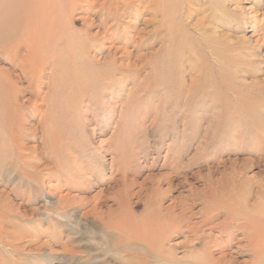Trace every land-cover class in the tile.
I'll return each mask as SVG.
<instances>
[{"label":"rangeland","instance_id":"obj_1","mask_svg":"<svg viewBox=\"0 0 264 264\" xmlns=\"http://www.w3.org/2000/svg\"><path fill=\"white\" fill-rule=\"evenodd\" d=\"M124 1L127 8L120 3L107 22L99 5L86 10L85 1L71 15L99 60L98 74L114 67L123 73L111 86L59 87L49 106L45 99L56 89L47 72L39 90L19 84L26 108L15 130L25 160L5 130L0 264H100L107 253L110 264H160L128 234L144 232L159 213L181 211L180 224L162 219L168 231L154 236L173 264H189L203 258V243L219 234L209 227L224 219L208 222L207 206L248 190L250 202L264 198V0ZM59 25L60 44L76 46L75 31L62 34L65 16ZM106 56L114 66L102 64ZM32 157L39 168L26 162ZM245 243L226 250L235 264L253 263Z\"/></svg>","mask_w":264,"mask_h":264},{"label":"bare ground","instance_id":"obj_2","mask_svg":"<svg viewBox=\"0 0 264 264\" xmlns=\"http://www.w3.org/2000/svg\"><path fill=\"white\" fill-rule=\"evenodd\" d=\"M81 1H85L87 3L86 10L99 5L100 9L106 15L105 22L115 17V13L119 12L120 3L123 4V8L125 9L128 5L127 1L124 0H0V141L2 145H4L5 139L2 138V133H4L5 130L9 131L11 134L7 133L11 135V143L14 147V153L16 152L15 155L20 159L25 160V157L22 151H20L21 147L18 145V140L20 139H18L17 133L19 132H16L17 130H15V126L18 124V121L21 118L20 116L26 108L25 104L19 101V96L22 93L19 85L20 83L27 81L26 88L28 90L32 91L35 88L39 90V87L41 86L40 82L42 74L47 72L49 74V88L52 87V89H59V87H61V89L64 90L66 88L69 89L74 87V89L82 88L83 90H91L97 85H103L105 87L111 86V78L115 79V75L117 76L118 73L123 74L122 72H117L116 70L118 68L116 67H114L111 71H100L101 74H98L99 71L96 69L94 64L99 60L96 59L97 57L95 55H91L92 46H86L83 41L85 38L84 34L81 33L82 31L74 30V24L71 22V15L74 13L77 3ZM168 1L169 0H167V3ZM158 9H162L160 5L155 6L154 10L159 11ZM64 16L66 17V25L62 28V34L66 33L65 35L68 36V33L71 34L75 31L80 39L78 42L79 44L76 42L77 45L74 47L70 46L67 48V45H65L67 44L66 42L64 44H60L61 39L58 38L57 31L55 30L54 32V28L60 26L59 24ZM69 22L71 23L69 24ZM171 31L173 36L174 31L172 28ZM173 42L175 41H171V43ZM110 58L111 57L106 56L105 62L102 64L108 63L109 66H114V60L111 61ZM218 59H220L219 56ZM3 61H7V63L9 62L11 66H1V62ZM55 74L61 75L67 80L61 82V80L55 79ZM117 79L119 82L125 81L124 75ZM207 80V83H212V80ZM191 86L193 89L196 88L195 81L191 83ZM229 88H231V86ZM57 92V89L50 92V97L45 99L49 106L54 104L53 98H55ZM31 100L27 101L30 102ZM48 113L51 112L48 111ZM51 115L53 116V114ZM47 117L49 118L50 114H46L45 118ZM43 122L44 121H42V123ZM53 124H55V121L52 117L49 130L45 131L48 138H50L52 130L51 126ZM23 125L24 124H22V126ZM8 159L10 158L6 156L4 161ZM11 160L13 161V159ZM26 162L37 169L42 161L36 157H32ZM260 192L263 193L261 197H264V189ZM251 193L248 190L244 195L233 194L226 198V200L215 199L213 204H210L204 209L202 214L205 215L208 222L212 223L218 214H223L224 219L217 225V227L215 225H211L209 227L210 231L218 228L217 230H219V234H217L210 241L203 243V249L205 251L203 258L192 260L189 264H235L234 257L231 256L232 254L228 251L226 252V250L230 248L233 243H236L237 247L242 249L244 248L242 245L243 242L247 243L246 246L250 249L249 253L253 256V263L251 262V264H263L264 215H260L259 212L264 210V198H261L260 201L253 200L254 202H250ZM216 200L218 202H216ZM158 215V218L155 220L153 219V222H149L148 224L142 226V228L145 229L144 232L139 229L137 231H131L128 236L131 237V240L134 238L138 241L141 240L143 243H146V246L149 247L152 256H154V258L156 257L160 264H173V257L171 258L166 254L161 244L162 241L160 240V237L154 236V234L158 235L159 229L162 233L168 231L160 224L162 219L170 221V223L172 222L173 224H177L179 222L178 220L184 217L185 212L181 211V214L173 216L160 213ZM123 223L127 222L124 221ZM119 227L120 229L122 228V226ZM123 228H125L124 231H130L128 229L129 227L124 226ZM173 230L176 229H171L172 232ZM151 234L152 238H149V235L151 236ZM224 234L225 237H227L225 239ZM236 234H239L240 236L238 235V237H236ZM217 252L220 254L215 257L214 254ZM110 257L111 255H109V253L103 255L101 254V256L97 257L99 258V261L97 259V262L100 264H108L110 262L109 259H111ZM139 261L141 262L140 264H147L148 262L143 259H140Z\"/></svg>","mask_w":264,"mask_h":264}]
</instances>
